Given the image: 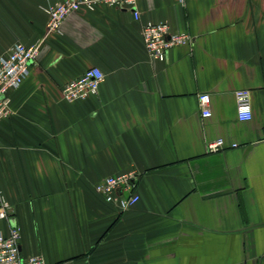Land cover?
Returning <instances> with one entry per match:
<instances>
[{"label":"crops","instance_id":"obj_1","mask_svg":"<svg viewBox=\"0 0 264 264\" xmlns=\"http://www.w3.org/2000/svg\"><path fill=\"white\" fill-rule=\"evenodd\" d=\"M60 0H0V56L41 42L0 122V197L23 256L48 264H264V0H139L98 5L49 32ZM148 21L191 42L152 59ZM99 92L62 96L89 67ZM251 91L253 118L235 92ZM211 95L204 118L199 95ZM223 138L227 148L208 152ZM232 143L238 146L230 147ZM135 171L139 201L121 210L97 192ZM10 222L0 219V232Z\"/></svg>","mask_w":264,"mask_h":264},{"label":"built area","instance_id":"obj_2","mask_svg":"<svg viewBox=\"0 0 264 264\" xmlns=\"http://www.w3.org/2000/svg\"><path fill=\"white\" fill-rule=\"evenodd\" d=\"M139 0H60L44 8L48 14L47 28L49 32L60 33L63 23L70 15L82 8L94 9L98 5L130 8L136 19H140L137 10ZM184 1V0H180ZM143 39L147 52L152 59L165 61L172 47L189 44L191 36L186 32H171L166 22L148 21L143 25ZM41 52V42L26 45L16 43L10 51L0 56V122L12 114L11 97L9 91L19 88L31 72V66L38 60ZM105 80L104 71L97 67H89L81 76L70 80L62 89L65 100L73 102L86 99L99 92ZM237 117L240 121H249L253 118L251 91L239 89L235 92ZM199 102L204 118L210 117L211 95L202 93ZM238 146L232 143L230 147ZM225 139L218 138L208 143V152L214 153L227 148ZM135 171L110 175L96 184L97 192L105 199L125 210L136 204L140 196L136 192ZM12 208L0 197V219L10 222L7 233L0 232V264H48L42 255L23 256L21 252V230L15 223H11Z\"/></svg>","mask_w":264,"mask_h":264},{"label":"water","instance_id":"obj_3","mask_svg":"<svg viewBox=\"0 0 264 264\" xmlns=\"http://www.w3.org/2000/svg\"><path fill=\"white\" fill-rule=\"evenodd\" d=\"M11 223L15 224L16 220L14 218L11 219Z\"/></svg>","mask_w":264,"mask_h":264}]
</instances>
